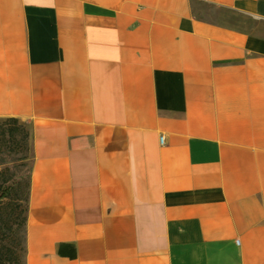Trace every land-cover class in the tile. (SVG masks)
<instances>
[{"label":"crops","instance_id":"obj_1","mask_svg":"<svg viewBox=\"0 0 264 264\" xmlns=\"http://www.w3.org/2000/svg\"><path fill=\"white\" fill-rule=\"evenodd\" d=\"M5 118L23 264H264V0H0Z\"/></svg>","mask_w":264,"mask_h":264},{"label":"rangeland","instance_id":"obj_2","mask_svg":"<svg viewBox=\"0 0 264 264\" xmlns=\"http://www.w3.org/2000/svg\"><path fill=\"white\" fill-rule=\"evenodd\" d=\"M6 119H0V186L9 183L14 189L0 204V246L17 249L22 261L33 162L31 137L20 131L8 135L11 123Z\"/></svg>","mask_w":264,"mask_h":264},{"label":"trees","instance_id":"obj_3","mask_svg":"<svg viewBox=\"0 0 264 264\" xmlns=\"http://www.w3.org/2000/svg\"><path fill=\"white\" fill-rule=\"evenodd\" d=\"M9 124L6 129V133L8 135H13L15 131H20L24 133V137L30 136V133L26 128L20 124L19 120L16 118H7L6 119ZM31 179V177H30ZM14 189L13 184H5L0 186V204L1 202L6 199L10 198L12 195V191ZM29 194H30V189H29ZM0 264H23L20 258V255L18 254L17 249L11 247V246H6L3 248V246H0Z\"/></svg>","mask_w":264,"mask_h":264},{"label":"built area","instance_id":"obj_4","mask_svg":"<svg viewBox=\"0 0 264 264\" xmlns=\"http://www.w3.org/2000/svg\"><path fill=\"white\" fill-rule=\"evenodd\" d=\"M237 242H239V240Z\"/></svg>","mask_w":264,"mask_h":264}]
</instances>
